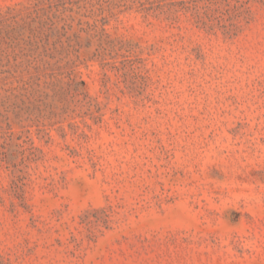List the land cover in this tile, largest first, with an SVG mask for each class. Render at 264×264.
<instances>
[{"label": "rangeland", "instance_id": "obj_1", "mask_svg": "<svg viewBox=\"0 0 264 264\" xmlns=\"http://www.w3.org/2000/svg\"><path fill=\"white\" fill-rule=\"evenodd\" d=\"M0 264H264V0H0Z\"/></svg>", "mask_w": 264, "mask_h": 264}]
</instances>
